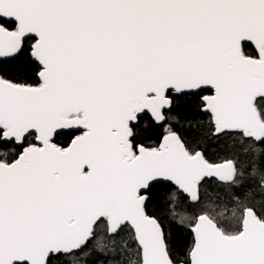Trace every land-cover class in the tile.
I'll use <instances>...</instances> for the list:
<instances>
[{"label": "snow or ice", "instance_id": "6c2138e0", "mask_svg": "<svg viewBox=\"0 0 264 264\" xmlns=\"http://www.w3.org/2000/svg\"><path fill=\"white\" fill-rule=\"evenodd\" d=\"M249 116L264 0H0V264H264Z\"/></svg>", "mask_w": 264, "mask_h": 264}, {"label": "trees", "instance_id": "16d2710c", "mask_svg": "<svg viewBox=\"0 0 264 264\" xmlns=\"http://www.w3.org/2000/svg\"><path fill=\"white\" fill-rule=\"evenodd\" d=\"M242 208H243V204L237 205V207H236V217L237 218L239 217V215H240V213L242 211ZM200 210L207 212L214 219H216L218 222H220L223 226H227V224H229V223H232V224L236 223V220L229 221V220H227V218L219 217L218 216V211L219 210H213L211 208H203V207H201Z\"/></svg>", "mask_w": 264, "mask_h": 264}, {"label": "water", "instance_id": "95a60500", "mask_svg": "<svg viewBox=\"0 0 264 264\" xmlns=\"http://www.w3.org/2000/svg\"><path fill=\"white\" fill-rule=\"evenodd\" d=\"M247 106H248V102L246 101V102H244V104L242 106V112L245 115H247ZM248 124H249L250 127H252L256 131L264 130V125H261L259 123V121L254 118V116H249L248 117Z\"/></svg>", "mask_w": 264, "mask_h": 264}, {"label": "flooded vegetation", "instance_id": "af4514ba", "mask_svg": "<svg viewBox=\"0 0 264 264\" xmlns=\"http://www.w3.org/2000/svg\"><path fill=\"white\" fill-rule=\"evenodd\" d=\"M243 209V208H242Z\"/></svg>", "mask_w": 264, "mask_h": 264}]
</instances>
